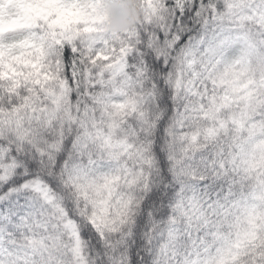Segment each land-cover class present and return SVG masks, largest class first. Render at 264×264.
Segmentation results:
<instances>
[{"label":"snow or ice","instance_id":"6c2138e0","mask_svg":"<svg viewBox=\"0 0 264 264\" xmlns=\"http://www.w3.org/2000/svg\"><path fill=\"white\" fill-rule=\"evenodd\" d=\"M0 0V264H264V0Z\"/></svg>","mask_w":264,"mask_h":264},{"label":"clouds","instance_id":"9594fccd","mask_svg":"<svg viewBox=\"0 0 264 264\" xmlns=\"http://www.w3.org/2000/svg\"><path fill=\"white\" fill-rule=\"evenodd\" d=\"M110 17L109 29L113 32H124L133 28L141 19L140 0H114L108 3Z\"/></svg>","mask_w":264,"mask_h":264},{"label":"trees","instance_id":"16d2710c","mask_svg":"<svg viewBox=\"0 0 264 264\" xmlns=\"http://www.w3.org/2000/svg\"><path fill=\"white\" fill-rule=\"evenodd\" d=\"M112 2H114V0H112Z\"/></svg>","mask_w":264,"mask_h":264}]
</instances>
